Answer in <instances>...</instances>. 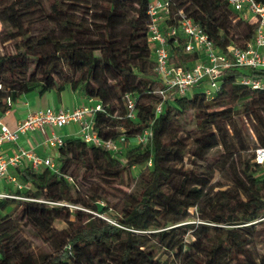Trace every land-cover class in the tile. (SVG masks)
<instances>
[{
  "label": "trees",
  "instance_id": "trees-1",
  "mask_svg": "<svg viewBox=\"0 0 264 264\" xmlns=\"http://www.w3.org/2000/svg\"><path fill=\"white\" fill-rule=\"evenodd\" d=\"M169 2L170 22L183 11L221 49L244 46L254 36L255 25L239 18L226 0ZM149 4L0 0L1 114L11 108L4 103L7 97L14 103L32 92L70 89L102 104L95 129L104 139H134L148 127L153 133L144 150L124 163L119 153L68 138L58 149L59 173L19 169L21 181L31 188L17 191L26 200L0 199L1 210L16 206L0 214V264H264V178L255 176L264 166L256 162V150L264 148V90L236 83L240 75L264 77V71L229 70L212 97L197 87L191 95L162 100L154 93L160 82L148 38ZM230 30H237L236 39ZM169 45L176 64L196 61L197 55L185 54L173 40ZM126 95L136 99L134 120L125 117ZM191 111L198 134L188 144L179 136L177 120ZM247 119L258 144L250 152ZM187 154L200 163L192 171L186 169ZM149 160L152 168L133 177L132 167ZM217 171L230 183L227 188L211 184ZM80 176L87 188L77 183ZM132 185L130 192L117 187ZM113 191L120 193L122 206L114 220L104 219L100 213L109 207L100 210L99 203L117 196ZM61 202L67 204H51ZM192 208L200 218L192 240L184 243L171 235L170 249L176 251L160 259L162 247L152 232L160 226L158 219L172 222L180 209ZM58 220L67 228L56 229ZM22 222L52 248L42 263L21 233Z\"/></svg>",
  "mask_w": 264,
  "mask_h": 264
},
{
  "label": "built area",
  "instance_id": "built-area-1",
  "mask_svg": "<svg viewBox=\"0 0 264 264\" xmlns=\"http://www.w3.org/2000/svg\"><path fill=\"white\" fill-rule=\"evenodd\" d=\"M230 8L239 18L255 25L253 38L244 46L230 44L226 49L219 48L202 26L179 11L171 20L169 0H150L149 4V42L155 62V72L160 86L154 91L162 100L171 96H188L197 87H205L208 97H212L219 90L220 78L232 69H249L264 71V0H226ZM250 16V18H248ZM1 29V28H0ZM169 40L174 45L182 46L187 55H197V59L187 67L173 61ZM236 83L247 87L251 91L264 90V77L240 75ZM1 88V86H0ZM128 119H136L138 109L136 99L131 95L124 97ZM75 109L52 108L30 111L21 119L14 129L1 122L0 119V180L9 178L18 189H22L15 177L9 175L11 168L27 162L35 171L50 169L59 173V151L66 138L60 132L69 125H77L76 134L79 139L89 146L120 153L122 146L128 144L125 135L115 139H104L95 129V114L104 111L102 104L95 103ZM8 107H12L11 98L4 99ZM162 104H158L156 112L161 111ZM1 115V110H0ZM29 132H37L43 138L41 145L45 149L55 152L54 155L41 156L33 149L18 148L12 154H6L4 145L17 143L21 136ZM150 127L135 137L138 145L145 146L152 139ZM256 162L264 165V148L256 150ZM20 198L0 193V199Z\"/></svg>",
  "mask_w": 264,
  "mask_h": 264
},
{
  "label": "rangeland",
  "instance_id": "rangeland-1",
  "mask_svg": "<svg viewBox=\"0 0 264 264\" xmlns=\"http://www.w3.org/2000/svg\"><path fill=\"white\" fill-rule=\"evenodd\" d=\"M248 18H250V16ZM235 32L237 33V30H230V32H229L230 37L233 39H236V36L234 34ZM3 51L1 50L2 53H3ZM204 88L205 87L203 86V87L197 88L196 90L201 91V90H204ZM177 121H179V124H178L179 136L184 137L186 139L187 143L190 144L192 142V138H194L198 134V129L196 127V122L194 120L193 112L191 111V112L187 113L185 116L179 117ZM247 123H248V128H249V136H246V138L248 137V142L250 143V150H249V152H250V151H252V148H256L258 144H257V141L255 140L254 133L251 130L252 123L249 119H247ZM122 150H123V152H120L118 154L119 155L118 157L124 163L126 161L125 159L127 158V156L132 155L133 153L142 152L144 150V146L138 145L135 141V138H134V139L128 140V144L123 145ZM216 151L218 152V150H214L213 153L214 152L216 153ZM216 155L221 156L220 153H217ZM222 156L228 157V155H225V154H222ZM184 162L186 165V169L189 171H192L193 169H195L200 164L198 161L190 158L189 154H187L185 156ZM152 165H153V161L149 160L146 163L133 166L132 167L133 177H135L137 179L142 172H144L148 169H151ZM255 176L258 179L264 178V166L262 167V169H260L259 171L256 172ZM18 182H19V184L22 185V189H19L20 191H23V192L28 191L31 188L30 185L22 182L21 179ZM90 182H93L96 185H98L97 184L98 181L96 179H93ZM77 183L79 185H83L84 188H87L86 187L87 185H85L86 183L84 182V179L82 176H80L78 178ZM134 183H133V185H134ZM211 184H215V185L220 184V185L224 186V188H227L230 183L223 178L222 174L219 171H217L214 174V177L211 181ZM133 185L130 188H128L126 186H117V187L119 189L124 190V191L130 192ZM97 188H99V187H97ZM85 193L83 192L84 196H85ZM113 193L117 194V196H115V197L109 196L105 200H103L101 203H99L100 210L107 207V206L109 207L108 211L100 213V217H102L104 219L114 220L115 219L114 217L116 215V208L118 209L122 206V204L119 202V196H121L120 193H118L116 191H113ZM16 199L26 200V198H23V197L16 198ZM51 204H53V205H65L67 203L61 202V203H51ZM70 207L82 209V207H80V206L70 205ZM158 223L160 225L159 228L153 230L152 232L156 233L158 235L155 238V241H157L162 247L161 250L158 252V257L162 260H166L167 258L170 257L171 254L175 253V251H176L175 249L174 250L170 249V246L172 244V240L169 241L170 236L174 235V238L175 237H183L184 243L191 241L192 240V233L194 231L195 226L198 223H200V218H199V215L196 213L194 208L189 209V210L180 209L179 214L174 216L172 222H166L165 220L159 218ZM54 226L58 230L67 228V224L65 222L59 221V220L55 221ZM20 227H21V233H22L24 239H28L32 244L33 251L35 252L36 261L38 263H42L52 253L51 246L48 243L44 242L41 238L35 236L33 231H32V227L30 225L25 224V222H22V223H20ZM183 231H185V234H182ZM163 233H167L168 236L163 237L162 236ZM209 233H210V235L213 234L212 229L210 230Z\"/></svg>",
  "mask_w": 264,
  "mask_h": 264
},
{
  "label": "crops",
  "instance_id": "crops-1",
  "mask_svg": "<svg viewBox=\"0 0 264 264\" xmlns=\"http://www.w3.org/2000/svg\"><path fill=\"white\" fill-rule=\"evenodd\" d=\"M1 28V24H0ZM91 104L90 99H87L77 92H73L70 89H65L61 92L50 91L40 95L38 92H32L21 96L16 102L13 103L10 110L0 115L1 122L14 129L17 123L23 119L30 111L52 108L55 110L60 109H75L85 105ZM77 125H69L61 130V134L66 139L75 138L79 139L77 132ZM42 136L37 132H29L26 135L20 137L17 143H7L4 145V151L6 154H12L18 148L33 149L41 156L54 155L52 150L45 149L42 145ZM30 167L27 162L19 165L16 168H11L9 175L15 177L17 181H20L19 169H26ZM19 189L11 182L9 178L0 180V193L16 196ZM16 208L15 205H11L5 210L0 209V214H10Z\"/></svg>",
  "mask_w": 264,
  "mask_h": 264
}]
</instances>
